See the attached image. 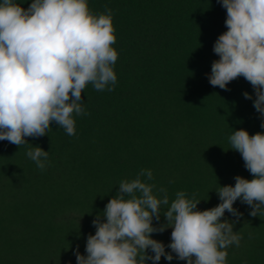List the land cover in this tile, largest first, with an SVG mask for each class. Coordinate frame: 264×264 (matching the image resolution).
I'll list each match as a JSON object with an SVG mask.
<instances>
[{"label": "trees", "instance_id": "obj_1", "mask_svg": "<svg viewBox=\"0 0 264 264\" xmlns=\"http://www.w3.org/2000/svg\"><path fill=\"white\" fill-rule=\"evenodd\" d=\"M27 9L32 0H16ZM94 14L113 11L118 52L117 84L111 92L82 91L88 115L75 116L76 135L53 123L52 131L29 144L49 152L41 171L20 147L0 141V264H76L85 252L92 221L101 216L119 183L150 169L147 181L201 201L198 210L220 203L216 191L235 186L236 176L251 180L241 154L231 150L232 131L264 133L255 92L243 77L229 91L210 85L213 46L227 31L217 0H88ZM247 92L253 99H245ZM240 246L232 245L227 264H264V216L233 205ZM162 208V212H163ZM226 219L236 221L225 212ZM154 226L166 223L163 215ZM171 228L152 239L171 243ZM166 252L171 249L165 248ZM152 255L151 251L148 252ZM163 257L159 264H186ZM146 264H152L146 261Z\"/></svg>", "mask_w": 264, "mask_h": 264}, {"label": "clouds", "instance_id": "obj_2", "mask_svg": "<svg viewBox=\"0 0 264 264\" xmlns=\"http://www.w3.org/2000/svg\"><path fill=\"white\" fill-rule=\"evenodd\" d=\"M217 2L226 9L227 31L214 43L219 60L212 63L209 83L229 91L227 85L243 77L255 92V110L264 117V0ZM115 43L113 11L107 5L104 13L94 14L88 0H32L27 9L16 0H0V141L28 145L27 158L44 171L49 152L26 138L47 135L53 123L68 136L76 135L74 115H88L82 99L86 86L115 89ZM228 140L253 179L236 176L235 186H219L220 203L200 211L201 201L185 191H177L170 203L167 189L147 182L153 172L141 169L119 183L102 213L105 222L101 216L92 221L95 234L87 237L86 256L77 246L76 264H159L162 257L171 262L173 253L186 264H227L226 249L239 247L243 238L233 230L243 215L235 202L248 205L251 217L264 216V133L240 129ZM225 212L236 221L224 218ZM162 215L166 223L154 226ZM168 228L167 246L151 238Z\"/></svg>", "mask_w": 264, "mask_h": 264}]
</instances>
